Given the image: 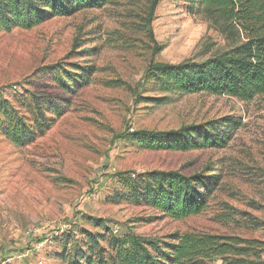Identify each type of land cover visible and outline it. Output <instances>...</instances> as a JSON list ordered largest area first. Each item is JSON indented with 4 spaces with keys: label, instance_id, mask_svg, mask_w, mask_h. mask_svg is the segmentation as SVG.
I'll return each mask as SVG.
<instances>
[{
    "label": "rangeland",
    "instance_id": "obj_1",
    "mask_svg": "<svg viewBox=\"0 0 264 264\" xmlns=\"http://www.w3.org/2000/svg\"><path fill=\"white\" fill-rule=\"evenodd\" d=\"M230 48L183 0H106L29 30L1 31L0 100L27 117L36 137L20 146L0 135V264H75L82 231L103 227L120 238H156L162 247L176 233L236 236L264 247V95L242 102L169 94L147 72ZM39 113L49 127H41ZM224 117L241 126L222 149L147 151L135 141L142 130ZM136 171L215 174L220 184L203 213L173 220L120 199Z\"/></svg>",
    "mask_w": 264,
    "mask_h": 264
},
{
    "label": "trees",
    "instance_id": "obj_2",
    "mask_svg": "<svg viewBox=\"0 0 264 264\" xmlns=\"http://www.w3.org/2000/svg\"><path fill=\"white\" fill-rule=\"evenodd\" d=\"M218 28L231 48L204 62L154 64L147 72L162 92L192 95L228 96L251 102L264 95V0H183ZM106 0H0V32L15 28L32 29L54 17L71 16L81 10L100 8ZM193 9V7H190ZM0 135L22 146L35 139L20 117L0 100ZM49 127L44 113H39ZM241 122L224 117L201 125L177 130L146 131L135 134V141L147 151L189 152L222 149ZM30 126V125H29ZM220 180L215 174L184 176L176 171H153L129 176L121 200L146 205L173 220L203 213ZM94 227L101 228L100 220ZM104 233L82 231L83 241L76 251L75 264H264L263 243L236 236L205 233L173 234L170 243L156 238L130 235L120 238L103 227ZM105 244V247L101 245ZM85 248V250H83Z\"/></svg>",
    "mask_w": 264,
    "mask_h": 264
},
{
    "label": "built area",
    "instance_id": "obj_3",
    "mask_svg": "<svg viewBox=\"0 0 264 264\" xmlns=\"http://www.w3.org/2000/svg\"><path fill=\"white\" fill-rule=\"evenodd\" d=\"M130 131H133V129H130ZM110 172H115V169H114V168H111V169H110ZM139 173H140V171H136L135 173H132V174L130 175V178H131V179H135V178L139 175ZM34 248H35L36 251H40L41 248H42L41 243L36 244V245L34 246Z\"/></svg>",
    "mask_w": 264,
    "mask_h": 264
}]
</instances>
